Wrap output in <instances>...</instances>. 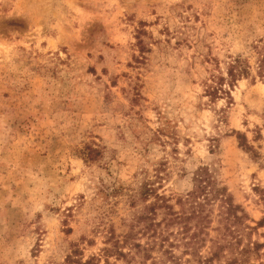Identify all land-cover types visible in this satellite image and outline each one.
Instances as JSON below:
<instances>
[{
  "label": "rangeland",
  "instance_id": "rangeland-1",
  "mask_svg": "<svg viewBox=\"0 0 264 264\" xmlns=\"http://www.w3.org/2000/svg\"><path fill=\"white\" fill-rule=\"evenodd\" d=\"M263 45L264 0H0V264H159L157 245L150 257L133 246L153 244L140 192L179 211L200 166L254 226ZM237 55L247 74L213 96ZM248 237L264 241V225ZM250 262L264 264V247Z\"/></svg>",
  "mask_w": 264,
  "mask_h": 264
},
{
  "label": "trees",
  "instance_id": "trees-1",
  "mask_svg": "<svg viewBox=\"0 0 264 264\" xmlns=\"http://www.w3.org/2000/svg\"><path fill=\"white\" fill-rule=\"evenodd\" d=\"M264 49V45L262 46ZM256 74L264 78V53L258 51L255 61ZM249 65L240 56H235L228 63L226 77L220 75L217 78V86L212 87L211 94L216 96L218 92L228 97L229 89L237 77L246 75ZM237 138L245 140V137L237 132ZM241 146L244 144L239 143ZM244 146V145H243ZM247 147V145H245ZM193 187L183 197H178L177 202L181 209L175 210L163 193H158L153 187H143L140 195L144 199L153 197V201L146 206L145 211L137 218L146 223L142 230L147 231L153 244L133 243L138 252H146L153 245L159 247L162 254L159 264H181L175 256L172 248L181 244L183 254H190L196 257L197 264H262L251 263V257H257L259 250L264 247V241H252L248 235L250 231L264 225V217L255 222L254 226L247 223L249 217L244 209L234 203L227 187L220 185L211 175L206 166H200L192 174ZM147 199V198H146ZM145 199V200H146ZM217 205L218 215L216 226L213 223V206ZM162 214L156 220L157 211ZM176 225V230L169 229V226ZM215 232L214 237L209 231ZM173 235V238L170 236ZM131 237L130 233L124 235L125 241ZM243 239L247 242L243 243ZM175 240V241H173ZM206 242L209 245H206ZM207 247V254L201 255L200 248ZM117 256L125 257L127 254L122 250L115 251ZM150 257V256H149ZM224 258L223 260H221ZM92 259L78 261L79 264H92Z\"/></svg>",
  "mask_w": 264,
  "mask_h": 264
}]
</instances>
